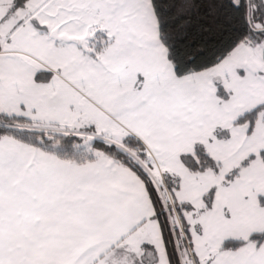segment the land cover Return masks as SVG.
I'll use <instances>...</instances> for the list:
<instances>
[{
	"label": "snow or ice",
	"instance_id": "6c2138e0",
	"mask_svg": "<svg viewBox=\"0 0 264 264\" xmlns=\"http://www.w3.org/2000/svg\"><path fill=\"white\" fill-rule=\"evenodd\" d=\"M0 264H264V0H0Z\"/></svg>",
	"mask_w": 264,
	"mask_h": 264
}]
</instances>
